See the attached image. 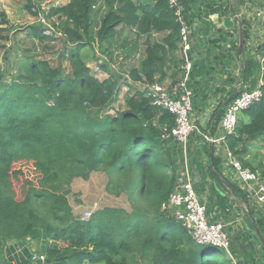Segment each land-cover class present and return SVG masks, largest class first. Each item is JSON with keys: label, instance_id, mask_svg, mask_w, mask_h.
I'll use <instances>...</instances> for the list:
<instances>
[{"label": "trees", "instance_id": "16d2710c", "mask_svg": "<svg viewBox=\"0 0 264 264\" xmlns=\"http://www.w3.org/2000/svg\"><path fill=\"white\" fill-rule=\"evenodd\" d=\"M16 1L38 16L43 4L56 0ZM98 1L70 0L53 6L46 16L60 20L65 44L70 47V72L61 62L66 56L56 64L39 58L40 53L25 55L14 79L0 81V264H264V254L257 257L254 246L250 251L248 244L230 242L227 251L198 242L171 210L163 208L185 171L183 145L162 137L163 125L173 127L174 117L154 107L145 92L132 84L124 95V109L116 115L109 113L121 93L123 75L111 73L100 79L88 65L89 56L97 58L98 42L102 50V43L116 33L117 26L135 25L138 36L146 34L148 39L145 58L129 69L132 79L162 82L174 64V86L177 74H182V59L177 56L181 25L175 9L169 0H157L153 6L133 0H103L107 10L96 26L93 11ZM0 18V25L7 24L6 29L0 27V39L9 40L14 25L5 12ZM37 22L28 26L33 41L41 44L52 39L45 34L43 23ZM152 32L167 34L154 41ZM84 50L94 55H86ZM245 61L241 89H253L259 84L261 64L250 53ZM101 68L109 70L107 65ZM261 87L264 91V84ZM226 107L222 101L210 129L218 126ZM242 115L227 143L243 166L259 173L264 182V161L254 158V150L264 145V96ZM210 129L207 133L212 135ZM209 155L212 177L239 194L237 183L222 182L217 176L223 177L222 158L215 155L214 148ZM24 161L32 162L39 177L37 183L26 179L24 195L18 198L12 177L22 170H14V164ZM98 171L109 176L111 193L127 195L131 210L107 206L88 220L83 219L84 213L74 212L65 188L75 178L89 179ZM137 175L139 197L135 193ZM254 206L249 210L254 235L264 248V203ZM33 240L40 245L37 253L44 254L45 261L33 260Z\"/></svg>", "mask_w": 264, "mask_h": 264}, {"label": "crops", "instance_id": "0c3cea01", "mask_svg": "<svg viewBox=\"0 0 264 264\" xmlns=\"http://www.w3.org/2000/svg\"><path fill=\"white\" fill-rule=\"evenodd\" d=\"M69 1L70 0H56L53 4L47 5V10L44 11L45 15L47 16L53 6H63ZM133 1L152 6L157 2V0ZM231 1L232 0H179L184 18L187 24H189L193 34L195 66L192 84L194 86L195 95L192 118L199 127V132L193 133L186 149L183 148L185 168H187L192 175L194 186H197L195 187L197 193L201 201L207 207L209 219L224 224V228L229 235L231 243L238 246L248 244V246L251 247L250 251L254 246L255 249L253 250H255L257 257H259L261 254H264V248H262V245L254 235V219L249 212L250 207H253L256 202L259 204V202L255 196L253 197V195L241 188L239 182L233 179L232 176H234V174L232 170L226 166V151L229 149L227 139L226 141L210 143L205 138V133L210 129L209 125L211 122L213 123V121H215L212 117L220 103L222 101L225 102L230 96V93L233 92L238 85L239 90L241 89L243 83V75L241 77V73H244L246 65L245 59L247 58V54H249L248 51L250 53L253 51L254 55L252 56L260 62L259 56L264 49V21L256 15L257 8L260 7V4L254 0H233L232 5L234 2H238V4H236L234 8L232 7L229 9L233 26L228 28L225 26V12ZM103 3V0H99L94 6L93 18L96 26H100L101 18L107 10V7ZM17 9L21 12L20 17L14 15ZM0 11L1 13L5 12L7 19L14 25V27L11 28V34L16 28H21L26 31L29 30V37H27V39H34V37L30 35L32 29L27 28L31 23H26L27 25L18 27L19 24H24L22 20L30 19L32 15H34L24 6V3H19L16 0H0ZM51 19H53L56 24H60V20L56 16L50 19L48 17L49 22H52ZM239 23L244 25V32H246V38H244L247 44L245 46L247 49L245 50L244 48V53L241 58H238V47L240 42ZM0 27L6 29L7 24L0 25ZM115 31L116 33L112 37L102 43V50L100 49L99 42L95 45L96 56L98 54L100 57L99 60H101V62L103 61L104 65H107V68H109V70L99 68L97 76L100 79L110 77L111 73L123 75L129 72L131 66H138L140 59L142 62L143 58L146 56V47L144 43L148 39V35L141 34L139 37L137 26L122 23L116 27ZM62 33L63 32L60 33V36L61 41H63V51L60 50L59 47H56L55 42L57 40L54 36H52V39L49 37L46 38L42 44L51 46L53 49L50 51L53 53L57 52L54 53L57 54V57L64 55L69 58L68 49L70 47L65 44L66 40ZM151 34V40L160 41L167 32H152ZM253 36H255L256 39L250 44L252 47L251 50L248 44ZM57 38L59 37L57 36ZM12 46L9 48H12ZM25 48L26 44L24 43H16L15 45L17 53ZM24 53L27 56V53ZM83 53L86 55L88 54L87 50H84ZM177 56L180 58L179 52H177ZM117 64L120 66H117ZM174 70L175 67L173 64L166 78L160 83L171 88ZM181 75L182 74L179 72L176 79L179 80ZM132 85L136 88L134 84ZM129 86V84L123 82L121 93L123 89L129 90ZM120 95L119 97H121ZM115 103L110 110L113 109L116 113L114 107ZM240 115H242V113H240ZM158 118L159 117L155 120V123L159 125L160 119ZM165 127H168L167 123L163 125V128ZM211 129L213 137H219L221 135L222 130L220 123L216 128L214 127ZM207 145L211 147V150L212 148L215 149L216 156L222 158V172L226 183L228 179L227 176H230L232 181L237 183L238 188L241 189L240 191L243 193L240 192L236 194L230 186H223L212 177L208 169L210 155L209 150H206ZM197 149L202 150L199 155L196 154ZM183 177L184 173L182 172L181 178ZM245 193L246 196L244 197L243 194ZM247 230L248 232L246 233Z\"/></svg>", "mask_w": 264, "mask_h": 264}, {"label": "built area", "instance_id": "2783aa9c", "mask_svg": "<svg viewBox=\"0 0 264 264\" xmlns=\"http://www.w3.org/2000/svg\"><path fill=\"white\" fill-rule=\"evenodd\" d=\"M260 4L257 8L256 15L264 21V0H254ZM171 7L175 9V15L181 25L179 53L182 59L181 70L182 76L178 82L171 88L160 82H135L130 72L123 74V82L126 84H134L137 89L145 92L150 98L151 104L159 110H166L175 120V125L163 128L162 137L165 140H173L183 145L186 149L189 139L193 133L199 132V127L192 118L193 100H194V55H193V34L187 24L182 6L179 0H169ZM44 6V7H43ZM39 11L38 21L42 22L45 27V34L48 36L57 37L51 22L48 21L44 11L47 6L43 5ZM35 10V9H34ZM256 39L255 36L249 41L250 44ZM247 45V44H246ZM248 53H250L248 51ZM252 53V54H251ZM250 55H254L251 51ZM259 56L261 64L259 84L253 89H240L236 96L229 102L225 112L221 118V135L213 137L207 132L205 138L210 143L226 141L227 137L236 131L239 121V115L244 110L248 109L252 104L260 101L264 96L262 85L264 84V49ZM109 112H114L113 109ZM226 166L232 170L233 179L238 181L241 188L253 197L257 198L258 202L264 203V182L260 179V174L253 171L249 167L243 166L241 160L237 158L235 153L229 148L226 151ZM184 177L181 178L179 185L176 187L169 197L163 208L171 210L173 217L182 223L190 235L200 243L211 244L227 251L230 249L229 235L224 228V224L219 221H211L207 215V207L200 200V197L195 189L194 181L190 172L185 168ZM93 214L91 209H86L83 215L84 220H88ZM44 254L35 252L33 255L34 261H45Z\"/></svg>", "mask_w": 264, "mask_h": 264}, {"label": "rangeland", "instance_id": "374dc122", "mask_svg": "<svg viewBox=\"0 0 264 264\" xmlns=\"http://www.w3.org/2000/svg\"><path fill=\"white\" fill-rule=\"evenodd\" d=\"M50 5V4H49ZM44 7V6H43ZM20 10H16L14 12V15L16 17H20ZM1 15V11H0ZM38 17L32 15V17L29 19L22 20L24 24H19L18 27H23V25H27L26 23H31V25L38 23ZM51 24L53 29L56 32V35H59L62 32V29H60V25L56 24L53 19H51ZM31 27V26H30ZM29 28V27H28ZM29 31V30H28ZM28 31L23 30L21 28H16V30L11 34V37L9 40H3L0 39V67L3 69L2 71L4 73H1L0 71V81L4 82L5 80L10 81L14 79V76L19 72L18 66L20 60L24 58L26 55L24 52L27 53V55L31 56H39L40 53L41 55L39 58H49L51 61H54L56 64L60 62L61 56L57 57V54L50 55V53H53L50 51L51 46H48L46 44H39L38 41H33L31 39H27L28 36ZM59 38H55L56 42L55 45L56 47H59L60 50H64L63 48V41H61V36H58ZM18 43H24L26 44V48L23 49L22 51L20 50L19 53H14L16 52V49L9 48L10 46ZM3 47H8L9 52H6V48L3 49ZM13 47V46H12ZM247 48L245 47V50ZM139 51V49H138ZM66 52V51H65ZM90 55H94V53L89 52ZM57 53V52H54ZM96 53V52H95ZM98 56V54H97ZM95 57V56H94ZM99 56L96 59L89 58L88 57V65L92 68V71L94 74H98L99 68H101V65H104L103 61L99 60ZM63 63V67L66 69L67 72H70L72 70V66L70 63L69 58L66 56L62 59L61 61ZM119 62V60H118ZM117 62V63H118ZM10 63V64H9ZM2 66H5V68H2ZM17 66V67H16ZM117 66H120L117 64ZM127 90L123 89V92L121 93V97L116 100L115 103V110L116 113L124 109L125 102H124V94L126 93ZM118 108V109H116ZM110 110V109H109ZM113 115H116L115 112H109ZM241 116V115H240ZM206 150H211V147L207 145ZM196 154H200L202 150H196ZM254 154L256 156L254 157L257 160L263 159L264 161V145L259 149V150H254ZM256 163V162H255ZM21 169L22 173L19 174L18 176H13V187L16 191L17 197L22 198L24 195V181L26 179H31L35 183L38 181L39 173L38 171L34 168L32 162L29 161H24V162H18L14 164V170ZM228 179L232 182V178L230 176H227ZM109 184V176L101 171L98 172H93L91 173L89 179H83V178H75L74 181L72 182L69 187L65 189H69L68 193V198L70 201V204L72 205L74 212L80 216L83 215L84 211L86 209H91L93 213L97 209H101L103 207H119V208H125L128 210L132 209V205L127 197L126 194H122L121 196H117L113 193H111L108 189ZM141 188V180L140 177L137 175L135 178V193L136 196L139 197V191ZM230 239V238H229ZM32 249L34 252L39 251L40 245L36 240H33L30 243Z\"/></svg>", "mask_w": 264, "mask_h": 264}, {"label": "water", "instance_id": "95a60500", "mask_svg": "<svg viewBox=\"0 0 264 264\" xmlns=\"http://www.w3.org/2000/svg\"><path fill=\"white\" fill-rule=\"evenodd\" d=\"M232 1H231V3L228 6L227 11L225 12V24H226L225 26L228 27V28L233 26V21H232L229 9L232 8V7L234 8V6L236 4H238V2L237 3L234 2V4L232 5ZM238 28H239V36H240V42H239V47H238V58H241L243 53H244V48H245L244 25L242 23H239ZM238 91H239V85L234 89V91L230 94V96L225 100L224 104L228 105L229 102L236 96ZM217 176L223 182L226 183L225 179L221 176L220 173H217Z\"/></svg>", "mask_w": 264, "mask_h": 264}, {"label": "clouds", "instance_id": "9594fccd", "mask_svg": "<svg viewBox=\"0 0 264 264\" xmlns=\"http://www.w3.org/2000/svg\"><path fill=\"white\" fill-rule=\"evenodd\" d=\"M43 5H45V4H43ZM46 6H47V5H46ZM59 35H60V34H59ZM59 35H58V36H59ZM56 38H57V37H56Z\"/></svg>", "mask_w": 264, "mask_h": 264}]
</instances>
